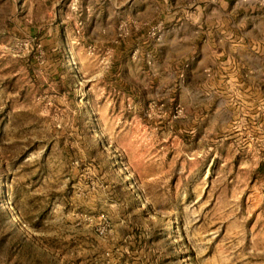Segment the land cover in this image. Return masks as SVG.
Wrapping results in <instances>:
<instances>
[{
  "label": "rangeland",
  "instance_id": "1",
  "mask_svg": "<svg viewBox=\"0 0 264 264\" xmlns=\"http://www.w3.org/2000/svg\"><path fill=\"white\" fill-rule=\"evenodd\" d=\"M0 264H264V0H0Z\"/></svg>",
  "mask_w": 264,
  "mask_h": 264
},
{
  "label": "trees",
  "instance_id": "2",
  "mask_svg": "<svg viewBox=\"0 0 264 264\" xmlns=\"http://www.w3.org/2000/svg\"><path fill=\"white\" fill-rule=\"evenodd\" d=\"M68 55H69V53H66V56L63 54V63H62L63 65L61 67L60 73H57V78H60V76H61L60 74H64L65 73L67 75V81H70L71 77H72V75H71L72 72H70V70H69L70 67L68 65V61H69L68 60L69 58H67ZM89 128L90 127H89V124L87 122V119L82 120L80 125H79L80 132L87 133ZM62 142H63V139H61V144H62Z\"/></svg>",
  "mask_w": 264,
  "mask_h": 264
},
{
  "label": "bare ground",
  "instance_id": "3",
  "mask_svg": "<svg viewBox=\"0 0 264 264\" xmlns=\"http://www.w3.org/2000/svg\"><path fill=\"white\" fill-rule=\"evenodd\" d=\"M73 58H75V56L73 55ZM73 62H75V61H73Z\"/></svg>",
  "mask_w": 264,
  "mask_h": 264
}]
</instances>
